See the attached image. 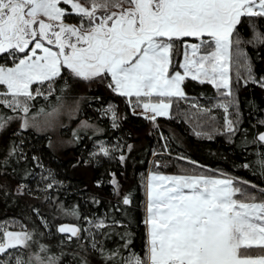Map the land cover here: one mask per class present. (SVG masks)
<instances>
[{"label":"snow or ice","instance_id":"snow-or-ice-1","mask_svg":"<svg viewBox=\"0 0 264 264\" xmlns=\"http://www.w3.org/2000/svg\"><path fill=\"white\" fill-rule=\"evenodd\" d=\"M245 21L252 29L247 40L240 31ZM259 21H264V0H0V105L4 106L0 108V131L14 120L20 121V129L44 132L54 127V117L67 106L66 96L81 81L106 84L123 95L133 111L139 107L142 115L156 121L157 116L171 114L174 99L184 98L191 104L183 86L191 77L215 86L219 95L212 108L224 109V127L215 130L231 139L239 131L241 117L230 74L233 63L238 65L243 57L248 73L243 82L264 86V77L257 79L242 46L264 45V25ZM236 77L238 83L239 70ZM53 96L54 106L40 104L32 111L41 99L51 104ZM82 99L84 94L76 98L74 106H67L71 115L79 114ZM195 108L200 111L192 112L190 119L214 116L211 108L198 102ZM99 113L101 117L111 114L112 126H118L116 105L102 106ZM81 130H91L93 137L103 132L90 119L81 120L72 130L75 140L81 139ZM243 142L249 143L246 134ZM252 142H264V131L256 133ZM116 148L97 140L89 155H110ZM13 156H23V148L14 141L0 161L4 171ZM124 158L121 153L119 159ZM32 159L44 168L40 157ZM154 163L161 165L159 160ZM255 164L264 172V150L257 151ZM201 167L207 170L208 166ZM28 175L25 170L24 176ZM113 177L112 183L118 184L115 173ZM41 178L51 181L44 186V199L56 201L48 190L63 182L50 169ZM243 185L264 193V187L228 173L150 171L143 256L121 251L129 247V241L113 248L97 241V235L108 238L117 234V225L125 224L124 219L107 215L86 217L84 225H57L63 235L57 243L59 250L53 251V245L44 240L52 235V222L39 208H33L40 225L33 222L28 228L21 221V230L12 231L0 224V264H96L94 256L101 264H264V251L257 255L247 252L252 246L264 249V197ZM26 189L23 182L16 186L17 193ZM123 202L131 204L130 194L123 196ZM119 204L117 201L114 208ZM56 206L65 215L80 216L78 206L66 208L62 201ZM105 227L109 230L103 231ZM119 235L124 240L131 232ZM74 241L81 251L73 250L68 260L64 244Z\"/></svg>","mask_w":264,"mask_h":264},{"label":"trees","instance_id":"trees-1","mask_svg":"<svg viewBox=\"0 0 264 264\" xmlns=\"http://www.w3.org/2000/svg\"><path fill=\"white\" fill-rule=\"evenodd\" d=\"M258 24L264 25V21H259ZM240 31L245 40L252 36V29L247 21L240 26ZM242 46L246 48L251 58L257 79L264 77V45L246 43ZM244 64L245 60L241 57L239 64L233 63L230 70L233 91L239 100L241 113L239 131L231 139L224 132L215 130L224 127V109L218 106L212 108L219 95L215 86L210 82L202 83L190 77L186 78L184 88L191 99V104L184 98L174 99L171 114L167 117L157 116L156 121L133 111L126 98L114 93L106 84L101 82L89 84L85 81L78 82L66 96L74 106L76 98L84 94V99L80 101L79 114L69 123H60L56 128V134L49 131L39 132L31 127L20 129V121H12L5 130L0 131V161L7 155L13 141L23 148V156L19 159L15 156L10 157L11 162L7 166V171H4L5 166L0 162V224L10 227V230H21V221L28 228H32L34 223L40 225V220L32 211L33 208H39L41 214L52 222L50 229L52 235L46 236L44 240L53 245V251H58L57 243L63 234L57 231V225L61 223L84 225L87 223L86 217L115 216L117 219H124L125 224L117 225L114 229L117 234L108 238L97 235V241L103 240L109 248L129 241V247L122 248L121 251L125 255L135 251L143 256L146 243L144 224L146 178L149 169L166 173H192L195 169L207 165V169L223 171L252 181L253 185L264 187V172L255 164L257 151L264 150V142H252L256 133L264 131V124H261V121H264V86L253 81L247 84L243 82L248 74ZM237 70L240 72L238 83ZM92 97L99 99L92 100ZM197 102L211 108L214 116L204 114L196 121L197 123L193 120L195 118L190 119L192 112L200 111L195 108ZM55 103V96L51 98V104L41 99L32 111L40 104L50 108ZM109 103L116 105L119 113L117 127L112 126L111 114L106 117L100 116V108L106 107ZM3 107L0 105V108ZM83 119L98 123L103 132L96 133L93 137L91 130L88 132L81 130L79 132L81 139L75 140L72 130ZM197 131L206 134L198 136ZM245 134L249 141L246 144L243 142ZM97 140H104L110 145L115 144L117 148L110 155L98 153L90 156L89 153L95 151L94 144ZM127 145H132L131 149ZM121 153L125 156L123 161L119 159ZM33 156L40 157L43 169L35 164ZM156 160L161 162L159 167L154 163ZM246 162L250 164L247 168L243 167ZM13 169L16 171L13 172ZM49 169L57 181L63 182L58 187L48 190L51 196L56 197V201L44 199L46 195L43 191L44 186L51 181L42 179L41 176L46 178ZM25 170L29 171L28 176H24ZM113 173L118 184L112 183ZM98 180L101 183L98 184ZM21 182L27 189L24 193H17L16 186ZM244 187H247L249 192H255L257 197H264V193L259 192L256 187L251 185ZM117 188L118 191H115ZM125 194H130L131 204H124ZM60 201L66 208L78 206L80 216L60 212L56 206ZM117 201L120 202L119 207L114 208ZM57 212L60 214L54 215ZM13 220L16 223H12ZM108 230L107 227L103 229ZM124 231H130L131 236L121 240L119 233ZM64 247L69 252V256L66 257L68 260L72 259L70 254L73 250L81 251L75 241L71 244L66 242ZM262 251L264 249L258 246L247 249L252 255L260 254ZM93 259L96 260V264H101L98 257L94 256Z\"/></svg>","mask_w":264,"mask_h":264},{"label":"rangeland","instance_id":"rangeland-1","mask_svg":"<svg viewBox=\"0 0 264 264\" xmlns=\"http://www.w3.org/2000/svg\"><path fill=\"white\" fill-rule=\"evenodd\" d=\"M176 58L174 57V60ZM242 66V65H241ZM191 78V77H190ZM184 86V85H183ZM185 89V88H184ZM65 103L67 106H72V103H71V100L68 99V98H65ZM55 104H52L50 106V108L52 106H54ZM64 107L60 110V112L54 117V127L50 128V129H47L46 131H49L51 133H54L56 134V128L59 126L60 123H64V122H67L69 123L71 121V119L75 118V115H71L68 111V107ZM135 112L141 114L142 113V109L141 108H135L134 110ZM231 112V110H229ZM150 112V110H149ZM170 113H171V109H170ZM234 113V112H233ZM195 123H197L196 121H198L197 119H193ZM152 171L151 169L148 170L147 172V177H148V174L149 172ZM195 172H200V171H206V174H209V175H217V174H220V173H226V172H223V171H217V170H212V169H203V168H199V169H195L194 170ZM233 176V175H232ZM245 186V185H243ZM146 192H147V178H146ZM258 196V195H257ZM146 203H147V196H146V202H145V211H146ZM12 231H18V230H12ZM0 235H2V231H0ZM249 249V248H248ZM244 250V249H242Z\"/></svg>","mask_w":264,"mask_h":264},{"label":"water","instance_id":"water-1","mask_svg":"<svg viewBox=\"0 0 264 264\" xmlns=\"http://www.w3.org/2000/svg\"><path fill=\"white\" fill-rule=\"evenodd\" d=\"M70 224H73V223H70ZM76 224V223H75Z\"/></svg>","mask_w":264,"mask_h":264}]
</instances>
